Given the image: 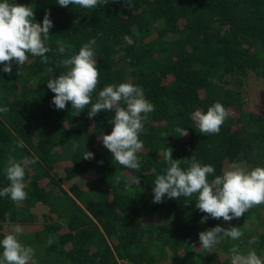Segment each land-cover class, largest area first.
<instances>
[{
	"label": "trees",
	"instance_id": "obj_1",
	"mask_svg": "<svg viewBox=\"0 0 264 264\" xmlns=\"http://www.w3.org/2000/svg\"><path fill=\"white\" fill-rule=\"evenodd\" d=\"M15 3L33 6L36 22L47 10L53 26L47 63L29 56L0 73V106L7 107L0 114V166L9 155L37 158L26 169V199L0 198V236L19 224L21 242L34 250L29 264H227L233 246L264 256V204L231 221L201 224L194 197L153 203L150 192L166 167L164 146L173 159L211 164L213 175L233 162L264 167V0H107L93 10L55 0ZM125 34L132 45L123 44ZM89 38L99 72L92 100L107 84L129 82L154 106L139 136V169L115 163L100 143L111 112L89 119L90 105L76 114L67 102L61 110L50 106L47 79ZM213 102L228 116L219 132L200 134L190 114ZM177 126L187 134L176 136ZM83 150L92 159L80 157ZM134 176L138 184H129ZM6 184L0 171V187ZM217 224L239 227L242 236L204 252L197 233Z\"/></svg>",
	"mask_w": 264,
	"mask_h": 264
},
{
	"label": "clouds",
	"instance_id": "obj_2",
	"mask_svg": "<svg viewBox=\"0 0 264 264\" xmlns=\"http://www.w3.org/2000/svg\"><path fill=\"white\" fill-rule=\"evenodd\" d=\"M106 2L107 0H55V4L60 7L75 6L85 10H93ZM52 26L47 10L41 20L36 22L33 6L16 4L15 0H0V73H10L12 64L21 66L29 56L39 57L42 63H47V40ZM122 41L124 45L133 44L132 38L127 34L122 36ZM95 43V38H89L77 52L61 61L63 71L59 75L55 78L49 76L45 84L54 94L50 98V106L61 110L67 102L76 114L90 105L86 112L89 119L101 110L111 112V119L108 121L111 130L107 134H101L100 143L111 154L112 161L126 169H139L141 165L137 153L143 147L139 136L147 132L144 123L148 114L154 111V106L145 98L138 85L129 82L107 84L92 100L99 75ZM6 111V106H0V114ZM227 116V109L219 102H213L205 111L197 108L190 114L193 125L200 134L219 132ZM174 132L178 134L176 136H184L187 129L177 126ZM23 146V140L18 139L16 147ZM80 157L90 160L93 153L83 150ZM159 158L166 167L152 182L150 192L153 203H160L165 198L182 196L193 200L194 197V208L204 214L200 216L201 224L208 219L231 221L241 217L249 208L264 204V167L248 168L233 162L221 174L213 175L214 167L211 164L201 163L194 156L173 159L171 149L165 146ZM36 162L35 156L17 160L9 155L0 166L7 181L5 186L0 187V198L6 196L14 203L25 200L26 169ZM182 162L185 165L183 167ZM116 180L119 181L120 177L117 176ZM138 182V176L128 181L129 184ZM22 231V227L16 224L7 234L0 236V264H29L33 259V248L20 240ZM241 236L239 227L222 228L217 224L197 233L198 248L207 252L219 245L222 239L236 241ZM229 264H264V256L257 255L251 248L245 252L233 246L229 250Z\"/></svg>",
	"mask_w": 264,
	"mask_h": 264
},
{
	"label": "rangeland",
	"instance_id": "obj_3",
	"mask_svg": "<svg viewBox=\"0 0 264 264\" xmlns=\"http://www.w3.org/2000/svg\"><path fill=\"white\" fill-rule=\"evenodd\" d=\"M85 180V179H84ZM84 180H78L77 184L80 186V187H83V188H87V183L84 182ZM127 264V263H126ZM229 264V260H228V263Z\"/></svg>",
	"mask_w": 264,
	"mask_h": 264
},
{
	"label": "built area",
	"instance_id": "obj_4",
	"mask_svg": "<svg viewBox=\"0 0 264 264\" xmlns=\"http://www.w3.org/2000/svg\"><path fill=\"white\" fill-rule=\"evenodd\" d=\"M121 264H126V262L125 261H122Z\"/></svg>",
	"mask_w": 264,
	"mask_h": 264
}]
</instances>
